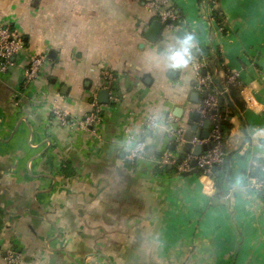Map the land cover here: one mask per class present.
<instances>
[{"label":"crops","instance_id":"1","mask_svg":"<svg viewBox=\"0 0 264 264\" xmlns=\"http://www.w3.org/2000/svg\"><path fill=\"white\" fill-rule=\"evenodd\" d=\"M148 1L0 0V24L25 44L0 73V264L9 249L21 264H264V201L252 175L264 160V0H169L182 23L165 24L155 41ZM209 47L219 51L209 74H237L245 103L224 140L227 193L214 177L158 163L167 150L186 155L168 121L203 129L193 63ZM37 56L46 62L26 83ZM106 70L119 101L102 99L98 125H62L54 109L83 119ZM129 135L147 142L135 163Z\"/></svg>","mask_w":264,"mask_h":264},{"label":"built area","instance_id":"2","mask_svg":"<svg viewBox=\"0 0 264 264\" xmlns=\"http://www.w3.org/2000/svg\"><path fill=\"white\" fill-rule=\"evenodd\" d=\"M169 0H149L146 3L148 9L156 12L161 20L168 27H174L175 22L178 19V15L174 12V9L169 6ZM167 21L169 23L167 24ZM24 41L19 32L14 29L10 24H0V73H6L9 69L16 65V58L19 53L24 49ZM46 62V56H37L30 61L25 69V81L31 83L40 74L42 67ZM208 62L205 58L196 60L193 63V69L197 75L196 88L199 92H208V97L204 103L200 106L199 112L205 119L211 120V134L209 140H201L195 138L193 145L202 144L204 142H214L213 147L202 153L199 156H195L192 153H187L182 159L179 156L173 154L170 150L165 151L159 158V165L162 166H175L179 173H192L195 169L206 176L213 177L215 174L214 168H218L224 165L226 161L227 152L224 147V138L221 131V125L219 118L215 114L218 106L219 98L225 91L217 90L214 86V80L207 72L204 75L203 69H206ZM115 75L112 71L106 70L103 74V88L108 91L109 101L118 102L119 97L112 85ZM238 75L232 73L229 75L228 84L237 83ZM54 114L59 118L62 125L65 126H78L83 129H88L91 126H95L102 121V103L99 101L98 96H94L92 99V110L85 115L83 119L71 120L68 113L60 108L54 109ZM168 138L173 139L176 144L184 145L185 130L173 126V120L168 121ZM158 125V120L155 117H149L146 120V127L148 129H154ZM129 140L132 142L128 154L126 156L130 163H135L138 159L142 158L147 149V142L143 138H137L134 135H129ZM193 161L196 164L193 165ZM255 190L259 191L264 189V178L256 180L254 185ZM21 254L15 249H9L6 251V260L9 264H21Z\"/></svg>","mask_w":264,"mask_h":264},{"label":"trees","instance_id":"3","mask_svg":"<svg viewBox=\"0 0 264 264\" xmlns=\"http://www.w3.org/2000/svg\"><path fill=\"white\" fill-rule=\"evenodd\" d=\"M169 6L174 8V12L179 16L174 25L175 26L180 25L182 23V19L179 15L180 14L179 11L175 7H173L171 4ZM213 16L215 17L217 22L223 26L224 15L221 12V10L215 8L213 11ZM155 17L159 19V16L157 14ZM212 49L213 48H211V47L205 49L197 57L198 60H201L202 58H205L207 60L208 65H207L206 69L208 72H211L212 66L217 64V63H215V61L218 60L219 51L218 50L213 51ZM228 78H229V75L225 81H221L217 77L214 78V86L217 90L225 91L226 87H229V89H230L228 92H225L223 95L220 96L218 106H217L216 111H215V114L219 118V122L221 125V131H222V135H223L224 140L233 127V123L231 122V118L233 116H235V113L237 111V107L240 109H244V107H245L244 101L241 99V97L239 96V94L237 92L238 90L235 86L237 83L228 84ZM180 159H182V157H180ZM229 167H230L229 166V158H228V156H226V161H225L224 165L219 167V174L217 175L215 172V174L213 176L216 180V183H217L219 190L223 191V193H227L228 189H229L228 188V177H227V175L229 174V171H230ZM160 168L163 170H166V171L176 170L175 169L176 167H173V169H170L169 165L162 166ZM200 173L202 174L203 172L201 171ZM184 174H187V173H184ZM252 175L255 176L256 180H261L262 178H264V160L263 159L259 160V165L255 166V168L252 172ZM258 194H259L260 199L262 201H264V189L259 191Z\"/></svg>","mask_w":264,"mask_h":264},{"label":"water","instance_id":"4","mask_svg":"<svg viewBox=\"0 0 264 264\" xmlns=\"http://www.w3.org/2000/svg\"><path fill=\"white\" fill-rule=\"evenodd\" d=\"M168 23L169 21H167V24ZM164 25L165 24L161 20H155L154 22H152V24L150 25L146 33V38L150 41H155L160 35V33L162 32ZM207 72H208L207 69H203L202 73L206 75ZM196 95L199 96L200 94L196 93ZM203 97L206 99L208 97V92H204ZM99 101L100 102L102 101V99L100 98V95H99ZM196 103H198V99ZM194 116L196 117L197 122L200 121L201 119L200 113H196ZM210 134H211V120L209 119L204 120L203 129L198 128V123H196L191 130H188L186 132V136H185L186 144L184 148L185 153L186 154L192 153L195 156H199L202 153L210 150L213 147L214 142L208 141V142H204L202 144H196V145H193L192 143L194 136H196L198 139H201V140H209L211 138ZM195 164H196V161H193V165ZM214 171L218 175L219 167L218 168L215 167ZM194 172H199V170L195 169Z\"/></svg>","mask_w":264,"mask_h":264},{"label":"rangeland","instance_id":"5","mask_svg":"<svg viewBox=\"0 0 264 264\" xmlns=\"http://www.w3.org/2000/svg\"><path fill=\"white\" fill-rule=\"evenodd\" d=\"M101 87V88H100ZM100 87H97L96 93L100 95L101 99H107L108 98V91H106L103 86L100 85Z\"/></svg>","mask_w":264,"mask_h":264},{"label":"clouds","instance_id":"6","mask_svg":"<svg viewBox=\"0 0 264 264\" xmlns=\"http://www.w3.org/2000/svg\"><path fill=\"white\" fill-rule=\"evenodd\" d=\"M176 60H177V63H184L185 62L183 56L180 54H177Z\"/></svg>","mask_w":264,"mask_h":264}]
</instances>
